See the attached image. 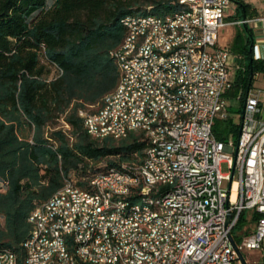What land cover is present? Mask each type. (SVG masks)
<instances>
[{
    "label": "trees",
    "instance_id": "1",
    "mask_svg": "<svg viewBox=\"0 0 264 264\" xmlns=\"http://www.w3.org/2000/svg\"><path fill=\"white\" fill-rule=\"evenodd\" d=\"M180 9L179 0H0V248L20 262L33 230L31 210L71 175L82 184L81 177L122 169L123 161L141 162L146 143L139 133L92 137L79 111L100 107L118 82L112 52L125 35L121 19ZM241 27L229 45L242 58L230 90L241 88L244 96L264 60L253 57L251 28ZM225 120L213 126L219 139L238 132V124ZM241 214L232 229L236 242L246 223Z\"/></svg>",
    "mask_w": 264,
    "mask_h": 264
},
{
    "label": "built area",
    "instance_id": "2",
    "mask_svg": "<svg viewBox=\"0 0 264 264\" xmlns=\"http://www.w3.org/2000/svg\"><path fill=\"white\" fill-rule=\"evenodd\" d=\"M237 1L179 0L187 11V18L183 19L187 24L186 47L166 50V61L178 57L186 65L184 84H192L193 91L200 98L199 112L191 118H183L179 126L168 127L166 117L178 110L182 101L161 100L150 91L152 78H159V84L170 87L168 74L156 69L154 74L145 73L144 61L150 53L144 58H135L139 76L129 75L130 88H137V93L147 92L145 101H151V108H144L143 103L145 117L152 109H165L156 136L146 140L155 142V154H160L162 159L163 156H170V163H163V169H158V174H151V168L134 159L133 174L98 171L82 177V181L97 180L101 190H108L109 202L100 204L99 199L88 198L90 207L77 215L79 226L69 235L75 242L78 264H87L82 245H98L101 248V240L88 242L90 232L109 233L112 239V235H124L128 225H136L134 237L127 238V243H114V249H109L112 251L110 264H118V259H126L128 264H148L155 255L151 254V244H144V237L154 239L165 234H155L154 228L148 226L143 218L117 214L115 206L110 205V196H121L123 206H128L124 204V197L133 194H127L122 180H135V171H142L145 177L157 180L158 191L152 193L175 222L177 243H168L163 250H159L164 254L162 264H264V259L247 261L244 258L242 262L229 238V234L233 236L232 229L240 214L250 210V214L256 212L259 216L250 221L251 230L242 234L238 242L235 241L236 246L243 255L245 250L259 248L264 240V120L258 116L260 104L264 103V90L249 89L244 96L236 140L232 133L225 139H219L213 132L215 121L228 117L224 93L233 84L229 64L231 52L228 47L217 43L218 29L228 23L252 25L256 20L264 21V15L227 21L226 11ZM167 26H172V23H167ZM132 34H137V29L125 26L123 44ZM129 100L130 91H122L111 103L116 111V123L111 127L122 125V119H129V124L137 123L138 120H130L131 112H122V105L128 104ZM81 118L82 121L92 122L93 119L103 120V113H98L96 108L90 111V120H83V114ZM144 151L147 152V148ZM222 161L227 162L226 173L220 170ZM166 174H173L171 189H162ZM223 180L227 181L225 188L222 187ZM79 194L87 193H81L78 186L77 189H70L67 182L59 188L57 198L67 199L64 213L71 209L74 195ZM134 194H137L136 190ZM47 212L49 210L43 220H36L39 239H42ZM30 216L36 218L35 208ZM106 219H113V226H106ZM53 252L63 262L65 257L60 244H55ZM136 255H143L144 263H135ZM22 258L28 263L25 256ZM0 264H9V258L2 253Z\"/></svg>",
    "mask_w": 264,
    "mask_h": 264
},
{
    "label": "bare ground",
    "instance_id": "3",
    "mask_svg": "<svg viewBox=\"0 0 264 264\" xmlns=\"http://www.w3.org/2000/svg\"><path fill=\"white\" fill-rule=\"evenodd\" d=\"M184 18H187V11L180 9L167 15L129 14L121 19L124 26L137 29V34H132L125 44L122 40L112 52L119 68V78L114 89L104 96L101 106L97 108L98 113H103V120L83 121L85 130L92 137L99 139L106 136L119 139L132 131L139 133L140 139L146 143L144 149L147 148V152L143 150L142 160L138 163L143 164L146 168H151V174H158V169H163V163H170V156H163L162 159L160 154H155V142L146 140L156 136V131L159 130L165 116V109H152L145 117L143 103L144 108H151V101H145L147 92L137 93V88H130L129 75L130 77L139 76L138 61L135 58H144L150 53L144 61L145 73L154 74L155 69L166 72L171 87L170 89L167 85L159 84V78H152L150 91L161 100L182 101V105H178V110H174L172 115L166 117L167 126L177 127L183 118H191L194 113L199 112V96L193 91L192 84H184L186 65L180 62L178 57H171V60L166 61V50L186 47L187 24L183 21ZM167 23H172V26H167ZM159 27H162L160 31ZM173 90H179L181 93ZM122 91H130V100L128 104L122 105V112H131L130 120L138 121L135 124H129V119H122V125L111 127L116 123V111L111 103ZM90 111L81 109L79 115L83 114V120H90ZM122 167V169L109 168L108 171H105L133 174L132 164H123ZM80 180L82 181V177ZM65 182L70 184V189H77L78 186L81 193L87 194L74 195L72 207L67 210V213H64L66 212L67 199L57 198L59 189L46 201L35 207L36 218L29 215V220L33 223V230L23 243L28 263L24 260L20 262L21 260L19 261L13 251L0 248V253L9 258V264H78L75 242L69 235L73 234L79 226L77 215L81 210L90 207L88 198L99 199L100 204H108L109 191L101 190L100 183L94 179H86V181H82V184L76 183L73 179H67ZM122 187L127 189V194H133L124 197V204L128 206H123V197L121 196H110V205L115 206L117 214L143 218L148 226L154 228L155 234H165L154 237V239L144 237V244H151V254H155L148 264H162L164 254L159 250H163L168 243H177V229L172 216L152 193L158 191L157 180L145 177V173L142 171H135V180L132 178L123 179ZM172 187L173 174H166V179L162 180V189H171ZM145 189L149 192H146ZM134 190L137 191V194H134ZM232 197H234V191ZM47 210L49 212H47L42 239H39L36 220H43ZM106 226H113V219H106ZM134 232H136V225H128V229H124V235H112V239L109 233L90 232L88 242L96 243L97 240H101V248L98 245H82L86 263L110 264L112 251L109 249H114V243H127V238H133ZM55 244H60L63 249L65 257L63 262L61 258H56V252H53ZM135 263H144V256L136 255ZM118 264H128V262L126 259H118Z\"/></svg>",
    "mask_w": 264,
    "mask_h": 264
},
{
    "label": "crops",
    "instance_id": "4",
    "mask_svg": "<svg viewBox=\"0 0 264 264\" xmlns=\"http://www.w3.org/2000/svg\"><path fill=\"white\" fill-rule=\"evenodd\" d=\"M243 4L247 5V13L243 12V6H242ZM231 9L233 10V12H230ZM262 15H264V0H239V2H234L230 5V7L226 11L225 17L227 18L226 19L227 21L231 22L233 20L239 19L240 18L239 16H242V18L244 17L257 18ZM231 24L235 26V31L232 34L233 36L230 42H228L226 45H222L228 48L233 40V37L236 31H240L242 29L241 24H236V23H231ZM247 25L251 28L252 33H253V45H252L253 57L256 59L264 60V21L256 20L252 23V25L251 24H247ZM233 61L235 63L236 69L232 67L234 64ZM241 62H242V58H240L239 55H235L231 52L230 58H229V64H230V69H231L233 80L235 77V73L237 72V69L241 67ZM259 72L260 71L255 72L254 75L259 74ZM252 82H253V78H252L251 86L249 89L254 88L252 87ZM249 89L246 90V93L248 92ZM246 93L244 94V96L246 95ZM227 95H235L240 101L241 100L243 101V98H244V96L242 95L241 88H239L237 91H234V92H232L230 89L227 90L224 93L225 100H226ZM262 111H264V103L260 104V112L258 114L259 118L261 120H264V114H262ZM232 123L237 124L238 122L237 123L232 122Z\"/></svg>",
    "mask_w": 264,
    "mask_h": 264
},
{
    "label": "rangeland",
    "instance_id": "5",
    "mask_svg": "<svg viewBox=\"0 0 264 264\" xmlns=\"http://www.w3.org/2000/svg\"><path fill=\"white\" fill-rule=\"evenodd\" d=\"M230 12H233V10L231 9ZM234 31H235V26L231 23H228V24L220 27L218 29V32H217L218 44L219 45H226L228 42H230V40L233 36L232 34ZM233 63H234V61H233ZM232 67L234 69H236L235 63L233 64ZM252 87H254L253 89L264 90V71H260L259 74L254 75ZM242 103H243V101L238 100V98L235 95H227L226 96L227 114H228V117L225 120L226 124L230 123L231 121L236 122V123L239 121ZM88 109H91V108H88ZM262 114H264V111H262ZM60 123H62V121H60ZM62 126L64 129H67L66 125L63 124ZM227 135L228 134H226L225 138L227 137ZM232 137L234 140H236L237 133H234ZM98 166H101V168H102L103 166H105V162L99 163ZM220 170L222 173L228 172V166H227L226 161L221 162ZM71 177H72L71 179H73L77 183V181H76L77 175H71ZM222 187L223 188L227 187V181L226 180H223ZM3 188H4V186H2L0 183V190ZM250 213H251L250 210H244L241 214L242 218L246 222L244 226L239 227L237 229V232L240 233L241 235L244 233H247L252 228V224L250 223V218H251ZM241 221H243V220H241ZM243 256L247 261L254 260V259L255 260L264 259V240H262L259 248H254L251 250L243 251Z\"/></svg>",
    "mask_w": 264,
    "mask_h": 264
},
{
    "label": "water",
    "instance_id": "6",
    "mask_svg": "<svg viewBox=\"0 0 264 264\" xmlns=\"http://www.w3.org/2000/svg\"><path fill=\"white\" fill-rule=\"evenodd\" d=\"M228 219H229V217L227 218V221H228ZM229 238H230V241H231V244H232L233 248L235 249V251H236V253H237V255H238V258H239L242 262H244V257H243V255H242V253L240 252V250L237 248V246H236V242H235V240H234V238H233V236H232L231 234H229Z\"/></svg>",
    "mask_w": 264,
    "mask_h": 264
}]
</instances>
